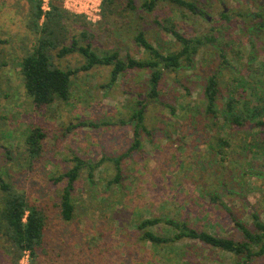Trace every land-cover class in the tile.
Wrapping results in <instances>:
<instances>
[{"label": "rangeland", "instance_id": "1", "mask_svg": "<svg viewBox=\"0 0 264 264\" xmlns=\"http://www.w3.org/2000/svg\"><path fill=\"white\" fill-rule=\"evenodd\" d=\"M62 1L68 7L83 0ZM187 1L195 2L196 14L165 0H157L150 13L139 8L142 0H134L132 10H126L127 0H115L122 17L116 15L98 29L99 18L91 28L97 53L117 51L122 59L145 58L134 41L140 29L163 54L179 49L163 30L170 23L189 38L215 36L198 50L191 66L164 73L160 102L149 103L145 111L144 124L152 133L140 135V150L121 160V178L112 183L115 169L108 159L131 146L129 115L136 97L144 96L148 71L129 70L111 87L110 67L80 72L67 103L38 111L19 73L20 59L33 41L26 30L30 5L27 0H0V177L47 216L42 248L31 264H233L232 255L189 239L154 246L142 240L137 225L144 219H173L238 241L241 234L233 220L251 229L252 213L264 221V128L223 129L227 146L216 153L222 123L212 126L202 92L207 77L216 74L221 110L241 80H259L252 85L264 89V76L254 74L264 60V6L261 0ZM221 9L229 14L228 22L220 18ZM82 62L77 53L56 61L63 69ZM165 104L175 108L173 115ZM34 126H41L46 137L41 157L30 164L25 138ZM254 143L259 147L247 151ZM73 156L103 161L92 179L87 170L80 173L72 194L74 214L64 221L59 195L65 181L53 179L71 168ZM2 193L0 189V199ZM149 230L173 236L164 224ZM0 264H14L4 238ZM18 264H30L27 255ZM248 264L264 261L253 258Z\"/></svg>", "mask_w": 264, "mask_h": 264}, {"label": "trees", "instance_id": "2", "mask_svg": "<svg viewBox=\"0 0 264 264\" xmlns=\"http://www.w3.org/2000/svg\"><path fill=\"white\" fill-rule=\"evenodd\" d=\"M27 1L30 5V12L26 19V30L31 34L33 41L31 49L24 50L20 59L19 73L25 93L31 99L36 110L51 108L59 103H67L72 95V80L80 72H89L98 66L110 67L107 87H111L118 78H122L129 70L148 71L149 76L144 96L142 99L138 98L140 95L136 97L129 115L128 121L132 123L133 127L131 146L121 156L108 159L115 169L112 183H118L121 178L119 168L121 160L140 150V135L142 133H152L146 130L144 124L145 111L149 103L160 102L164 73L175 72L185 65L191 66L198 50L206 42L215 41V36L189 38L175 29L174 24L170 23L163 26V30L175 39L179 44V49L163 54L146 39L144 31L140 29L136 32L134 41L137 48L145 54V58L135 59L127 56L122 59L117 51H103L98 54L97 48L92 47L95 34L91 28H94V24L88 22L84 15H76L67 11L63 7L62 0H48L47 10L42 9V0ZM156 1L142 0L139 8L150 13L154 10ZM165 1L187 9L191 13H197L196 4L193 1ZM100 2L98 29L102 27L103 22L113 19L114 16L120 15L122 17L116 8L115 0H100ZM135 8L134 0H127L126 10ZM219 16L224 21L230 20L229 14H225V9H221ZM260 17L264 18V13ZM159 26L162 25L159 23ZM240 52L236 54L238 58L241 56ZM73 53H77L83 58L80 65L63 69L56 63L58 59ZM225 62L226 60H224ZM254 74L264 76V60L260 62L259 68L255 70ZM262 81L264 83V78ZM258 82L259 80H253L252 83L257 85ZM252 83L241 80L239 86H233L228 98L219 110L217 106L219 93L217 75L211 74L206 79L202 90L204 112L211 116L210 121L213 127H216L219 122L222 123L216 135L217 142L221 145L216 151L218 154H221L222 149L227 146L226 137L221 136L223 129L264 128V89L257 90L258 88L255 89ZM240 87H243L242 92H240ZM262 87L264 88V85ZM245 91H248L249 95L245 96ZM164 106L170 114L175 113L174 107L168 104ZM122 124L125 125L126 122H122ZM45 137L46 134L41 126H34L29 129L25 138V147L30 164L41 157ZM253 147H259V145L257 143L249 145L247 151H252ZM102 161L103 159L92 163L82 160L78 156H73L71 168L58 179H53L55 183L60 180L65 181L59 195V213L62 220L69 221L73 217L72 194L82 170H87L89 179H92V171ZM0 189L3 192L0 199V238H4L7 244V252L12 256L14 264H18L24 255H27L31 264L42 248L47 216L35 202L30 201L24 193L15 191L1 177ZM215 201L217 200L215 199ZM251 220L252 229L236 219L233 220L234 226L241 234V240L238 241L216 236L204 230H197L187 222H178L173 219H144L138 223L137 228L142 232V240L154 246L189 239L232 255L235 258L233 264H248L253 258H260L264 261V221L254 213L251 214ZM159 224L168 227L173 236L161 237L149 230V228Z\"/></svg>", "mask_w": 264, "mask_h": 264}, {"label": "built area", "instance_id": "3", "mask_svg": "<svg viewBox=\"0 0 264 264\" xmlns=\"http://www.w3.org/2000/svg\"><path fill=\"white\" fill-rule=\"evenodd\" d=\"M42 9L47 10V1L42 0ZM68 3V7L66 6V2L63 3V7L68 11L73 12L76 15H84L86 20L92 24L96 23V21L100 18V1L99 0H83L82 2H70ZM70 6L72 7L70 9ZM77 8V10H75Z\"/></svg>", "mask_w": 264, "mask_h": 264}, {"label": "flooded vegetation", "instance_id": "4", "mask_svg": "<svg viewBox=\"0 0 264 264\" xmlns=\"http://www.w3.org/2000/svg\"><path fill=\"white\" fill-rule=\"evenodd\" d=\"M261 1L264 3V1H263V0H261ZM262 2H260V3H261V5H262V6H264ZM258 4H259V3H258ZM259 6H260V4H259Z\"/></svg>", "mask_w": 264, "mask_h": 264}]
</instances>
